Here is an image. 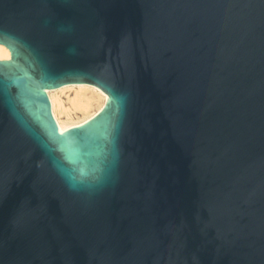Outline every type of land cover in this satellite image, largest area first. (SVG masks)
<instances>
[{"label":"water","instance_id":"obj_1","mask_svg":"<svg viewBox=\"0 0 264 264\" xmlns=\"http://www.w3.org/2000/svg\"><path fill=\"white\" fill-rule=\"evenodd\" d=\"M0 43V264H264V0H0Z\"/></svg>","mask_w":264,"mask_h":264},{"label":"bare ground","instance_id":"obj_2","mask_svg":"<svg viewBox=\"0 0 264 264\" xmlns=\"http://www.w3.org/2000/svg\"><path fill=\"white\" fill-rule=\"evenodd\" d=\"M9 57V49L5 48L0 43V59ZM90 87L91 86L72 85L49 90L53 113L58 122L60 130H64L72 125H76L89 119L104 105V103L106 102L104 93L102 91H100L101 94L95 93L93 92V90L91 91L89 89ZM71 88L75 89V95L71 99V108H67L62 103L58 93L64 92L66 89ZM94 106L96 108L92 111V108H94ZM71 109L81 110L84 113L83 119L79 122H73ZM61 114H65V118H63Z\"/></svg>","mask_w":264,"mask_h":264},{"label":"rangeland","instance_id":"obj_3","mask_svg":"<svg viewBox=\"0 0 264 264\" xmlns=\"http://www.w3.org/2000/svg\"><path fill=\"white\" fill-rule=\"evenodd\" d=\"M91 91L93 90V92L95 93H98V94H101L99 88H97L96 86H91L89 88ZM59 94V97L62 101V103L64 104L65 107H69L71 108V99L74 97L75 95V89L74 88H71V89H66L64 92H60L58 93ZM95 106L94 108H92V111L95 110ZM71 116H72V120L73 122H79L83 119L84 117V113L81 111V110H78V109H71ZM63 116V118H65V114H61Z\"/></svg>","mask_w":264,"mask_h":264}]
</instances>
